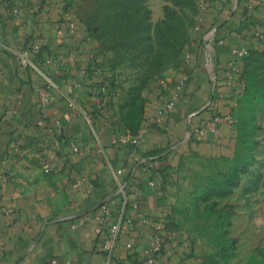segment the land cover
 I'll use <instances>...</instances> for the list:
<instances>
[{
	"label": "crops",
	"instance_id": "1",
	"mask_svg": "<svg viewBox=\"0 0 264 264\" xmlns=\"http://www.w3.org/2000/svg\"><path fill=\"white\" fill-rule=\"evenodd\" d=\"M238 1L209 0L200 30L186 47L193 62L174 81L154 79L144 86L141 118L131 130H144V140L124 146L110 141L123 129L108 115L109 101L98 102L93 85L98 55L82 22L72 29L60 0H15L16 6L0 1V264H147L149 225L136 219L108 255L89 217L107 200L109 223L119 213L115 169L122 168L123 175L133 170L131 196L156 219L163 209L169 211L172 198L160 175L177 169L190 151H226L235 133L221 115L229 113L232 88L239 84L237 75L227 80L231 48H264V0L245 12ZM217 23L222 41L212 56L214 83L203 64L202 42ZM31 43L52 56L42 68L19 64L20 48ZM47 79L50 99L43 105L39 88ZM213 90L211 105L205 106ZM174 95L173 108L160 113ZM189 124L204 126L205 135L186 138ZM71 140L81 152L71 149ZM145 156L153 158L135 167ZM190 250L187 241L173 237L155 264H191Z\"/></svg>",
	"mask_w": 264,
	"mask_h": 264
},
{
	"label": "rangeland",
	"instance_id": "2",
	"mask_svg": "<svg viewBox=\"0 0 264 264\" xmlns=\"http://www.w3.org/2000/svg\"><path fill=\"white\" fill-rule=\"evenodd\" d=\"M60 3L74 21L88 24L98 55L94 91L107 95L114 124L132 132L144 84L153 76L174 81L185 68L181 49L195 37L198 0ZM239 68L229 105L238 131L226 151H190L159 177L172 195L166 229L188 242L191 264H264V51H247Z\"/></svg>",
	"mask_w": 264,
	"mask_h": 264
},
{
	"label": "built area",
	"instance_id": "3",
	"mask_svg": "<svg viewBox=\"0 0 264 264\" xmlns=\"http://www.w3.org/2000/svg\"><path fill=\"white\" fill-rule=\"evenodd\" d=\"M36 1V0H32ZM200 6V13L198 19L196 21V28L195 31L200 30V18L201 15L206 8L209 0H198ZM258 3V0H248L247 1V8L252 9ZM15 9H13L14 11ZM68 19L70 20V27L73 29L76 26V22L72 19V17L68 14ZM221 23L214 24L211 26L204 34L203 42H202V53H203V64L206 70L208 71V76L210 79L215 83V75L211 71L212 69V56L215 49V45L218 42H221L222 39L218 36L219 28ZM40 50V44L38 43H31L29 45H24L20 48L18 53L19 64L23 67L27 66H37L35 62V55ZM247 49L244 47H232L231 54H233L234 58L230 61V66L227 73V80L230 82L235 75L239 74V64L241 57L246 54ZM51 55H46L45 60L49 62L51 60ZM182 61L184 64H191L193 62V55L188 50L185 49L182 54ZM50 80H46L47 85H42L39 88L40 94V102L44 105L46 104L49 99L48 93V84ZM182 84V80H180L175 88L177 90L180 89ZM215 91H212L209 101L206 103L205 106L211 105L213 95ZM175 95L171 98H168L160 108V113L167 112L168 110L172 109L174 106ZM98 102L100 103V99L98 98ZM68 103L70 105H75V98L68 97ZM194 113V112H193ZM192 113V114H193ZM222 119L229 123L231 127L233 124L235 126L236 118L228 113L221 115ZM217 118V117H216ZM38 124L43 125V119L38 120ZM206 129L204 126L201 125H188L186 129V138H191L192 136H197L201 138L205 135ZM144 140V130H140L137 132H116L111 136V143L117 146H124L128 144H137ZM70 147L74 152H81L80 147L78 144L71 140ZM153 157L145 156L140 160H136L135 167L137 166H144L147 162H149ZM145 167V166H144ZM46 170L49 168L48 164H45ZM133 170L129 173L123 175V169L118 168L115 169L113 172L115 178V193L120 195L121 201V209L119 213L113 218L112 222L109 223L108 216L110 214V208L108 205V201H104L99 205L97 210L94 212L89 219L94 221L93 231L95 235L100 239L101 245L104 250L110 255L112 253L113 248L117 245L119 239L126 234L130 228L133 227L135 224L136 219H139L141 223L150 226V233H149V243L148 246L144 249L146 254V263L147 264H155L156 256L161 252V250L169 243L172 239L169 231L166 229V223L168 221L169 211L167 209H163L161 214L156 218L152 219L149 215L144 213L138 208V203L135 196H131V184L133 183ZM84 179V178H82ZM155 178L149 180V184L153 186L155 184ZM84 218H88V216H84ZM109 223V224H108ZM127 246H130L131 243H126ZM55 262V259L51 260Z\"/></svg>",
	"mask_w": 264,
	"mask_h": 264
},
{
	"label": "trees",
	"instance_id": "4",
	"mask_svg": "<svg viewBox=\"0 0 264 264\" xmlns=\"http://www.w3.org/2000/svg\"><path fill=\"white\" fill-rule=\"evenodd\" d=\"M247 1L248 0H239L238 1V7H239V5L241 4V2H243V7H244V12L246 11V7H247ZM15 2V0H2V3H4V5H7V6H11L13 3ZM83 23H84V26H85V31H86V35L87 36H90V34H89V28H88V24L87 23H85L84 21H83ZM188 46V43H185V44H183L182 45V49H181V51L183 52L185 49H186V47ZM254 50H256V49H248V52H251V51H254ZM258 50H260V51H264V48H261V49H258ZM49 54V52H47V50H46V48L43 46V45H40V50H39V52L35 55V62H36V64L39 66V67H41L42 66V62L44 61V59H45V56L46 55H48ZM42 60V61H41ZM42 68V67H41ZM238 76V75H237ZM154 79H156V77L155 76H153V77H151V78H149V80L144 84V86H146L150 81H152V80H154ZM93 85H94V87L95 86H97V85H99L97 82H95V83H93ZM144 86H143V88H144ZM93 87V88H94ZM95 94L97 95V97L100 99V101L101 102H107V95L105 94V93H103V92H99V91H97V92H95ZM234 116V115H233ZM235 118H236V121H237V117L236 116H234ZM235 124H236V126H235V128H236V133L235 134H237V131H238V127H237V123L235 122ZM179 164H180V161L178 162V166H179ZM168 166V165H167ZM167 168V167H166Z\"/></svg>",
	"mask_w": 264,
	"mask_h": 264
}]
</instances>
